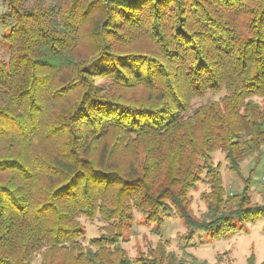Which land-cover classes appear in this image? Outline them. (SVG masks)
<instances>
[{"label": "trees", "instance_id": "obj_1", "mask_svg": "<svg viewBox=\"0 0 264 264\" xmlns=\"http://www.w3.org/2000/svg\"><path fill=\"white\" fill-rule=\"evenodd\" d=\"M4 1L0 264H187L162 242L130 258L134 210L181 219L188 241L264 219L251 179L228 196L213 160L240 175L264 148V0ZM80 217L107 224L87 248Z\"/></svg>", "mask_w": 264, "mask_h": 264}, {"label": "rangeland", "instance_id": "obj_2", "mask_svg": "<svg viewBox=\"0 0 264 264\" xmlns=\"http://www.w3.org/2000/svg\"><path fill=\"white\" fill-rule=\"evenodd\" d=\"M8 12L7 4L0 0V59L8 62L10 50L5 41V36L10 29H6L2 23V15ZM13 19L9 18L8 27L11 28ZM220 95L208 94L204 98L193 100L192 110L200 105L219 100ZM257 101H261L257 99ZM215 164L222 166L221 174L227 195L232 196L241 192L245 187V180L251 179L252 200L257 204H264V148L260 156L247 160L242 165L241 174H233L226 170L224 154L216 151L213 155ZM204 178V176H203ZM209 186L205 180L190 192L192 198L191 210L200 217L208 209V205L202 200V196L209 192ZM167 217V216H166ZM84 229V236L80 239L83 248L89 246L91 239L99 237L107 224L100 217L88 220L78 218ZM186 227L184 222L174 216L166 218L162 228L158 229L154 224L148 225L142 214L134 210L132 227L124 236V247L132 260L141 256H150L159 242L166 244L167 252H174L178 258L184 259L187 264H193V256L197 264H247V258L253 252L256 255V264L264 262V219L250 223L242 232L232 235L229 239L219 241H207L203 233H198L193 241L185 240L182 235ZM43 253L34 256L32 264H42Z\"/></svg>", "mask_w": 264, "mask_h": 264}, {"label": "built area", "instance_id": "obj_3", "mask_svg": "<svg viewBox=\"0 0 264 264\" xmlns=\"http://www.w3.org/2000/svg\"><path fill=\"white\" fill-rule=\"evenodd\" d=\"M263 178H264V176H263Z\"/></svg>", "mask_w": 264, "mask_h": 264}, {"label": "crops", "instance_id": "obj_4", "mask_svg": "<svg viewBox=\"0 0 264 264\" xmlns=\"http://www.w3.org/2000/svg\"><path fill=\"white\" fill-rule=\"evenodd\" d=\"M249 257V256H248ZM248 259V258H247Z\"/></svg>", "mask_w": 264, "mask_h": 264}]
</instances>
